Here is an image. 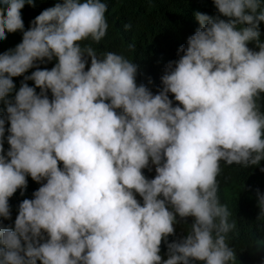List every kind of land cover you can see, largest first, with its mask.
<instances>
[{"label":"clouds","instance_id":"clouds-1","mask_svg":"<svg viewBox=\"0 0 264 264\" xmlns=\"http://www.w3.org/2000/svg\"><path fill=\"white\" fill-rule=\"evenodd\" d=\"M112 3L51 2L25 29L33 0H0V42L22 33L0 48V264H235L217 177L264 161V0L195 12L157 72L95 50Z\"/></svg>","mask_w":264,"mask_h":264},{"label":"trees","instance_id":"trees-1","mask_svg":"<svg viewBox=\"0 0 264 264\" xmlns=\"http://www.w3.org/2000/svg\"><path fill=\"white\" fill-rule=\"evenodd\" d=\"M62 0H33L35 7L25 5L21 10L25 29L30 22L51 2ZM109 11V35L100 44H95L97 52L119 53L127 57L138 58L150 72L164 68V62L178 50L180 44L187 41V33L192 23L198 26L195 12L216 15L213 0H111ZM30 8V9H29ZM133 20L128 21L129 18ZM124 24L131 28L124 30ZM261 39L264 38V22L260 24ZM6 40L0 42V48H14L21 42L22 33H6ZM134 44L133 49L128 45ZM49 63L44 67H52ZM264 161L260 167L244 168L238 165L227 166L217 177L218 195L221 203L228 206L236 228L230 232L226 242L234 248L235 264H264V220H258L257 190L264 194ZM191 223V218H188ZM186 226H176V236L170 241L185 234ZM166 250L161 246V250ZM163 259L167 255L160 254ZM201 264V262H196Z\"/></svg>","mask_w":264,"mask_h":264}]
</instances>
